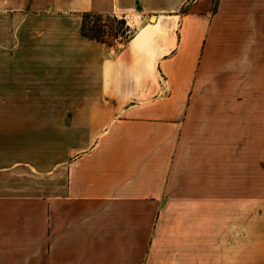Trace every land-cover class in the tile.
I'll return each mask as SVG.
<instances>
[{"label": "crops", "instance_id": "obj_1", "mask_svg": "<svg viewBox=\"0 0 264 264\" xmlns=\"http://www.w3.org/2000/svg\"><path fill=\"white\" fill-rule=\"evenodd\" d=\"M85 13L141 22L108 43ZM259 67L264 0H0V177L46 141L66 173L2 188L0 264H264Z\"/></svg>", "mask_w": 264, "mask_h": 264}, {"label": "rangeland", "instance_id": "obj_2", "mask_svg": "<svg viewBox=\"0 0 264 264\" xmlns=\"http://www.w3.org/2000/svg\"><path fill=\"white\" fill-rule=\"evenodd\" d=\"M85 25L84 31L96 37H102L108 43L124 42L133 33V26L135 24L130 23L128 25L126 20L119 18L116 15L102 14V15H84L83 17ZM259 72L252 76L254 79L251 82V89L264 90V67L254 68ZM264 101V100H262ZM2 100H0V103ZM66 116H60V121L65 119ZM57 134L58 132H51ZM65 134L63 131H59V139H61ZM46 141L41 148L42 154V171H37L35 173L26 172L25 175L20 173L18 175H6L4 178L0 177V191L2 188L8 187L9 185L15 186H25L28 190L36 191L38 193L44 194H57L61 193L63 187L66 183V173L65 169L61 166H55L54 161L57 157H61L65 154V149L62 145L58 147L55 145H50ZM60 144L61 140H60ZM25 184V185H24ZM264 185V179L252 180V188ZM262 197V196H261ZM252 202H264V197L258 199L252 194Z\"/></svg>", "mask_w": 264, "mask_h": 264}, {"label": "trees", "instance_id": "obj_3", "mask_svg": "<svg viewBox=\"0 0 264 264\" xmlns=\"http://www.w3.org/2000/svg\"><path fill=\"white\" fill-rule=\"evenodd\" d=\"M86 15H102V14H98V13H85ZM84 14V15H85ZM124 20V19H123ZM84 25H85V22H84V19H83V23H82V34L86 37H89L91 39H95V40H98V41H103V42H106L104 38L102 37H96V36H91L89 34H87L85 31H84Z\"/></svg>", "mask_w": 264, "mask_h": 264}, {"label": "bare ground", "instance_id": "obj_4", "mask_svg": "<svg viewBox=\"0 0 264 264\" xmlns=\"http://www.w3.org/2000/svg\"><path fill=\"white\" fill-rule=\"evenodd\" d=\"M129 22H131L132 24L138 25L140 24V16L137 13H132L129 14L128 16Z\"/></svg>", "mask_w": 264, "mask_h": 264}]
</instances>
